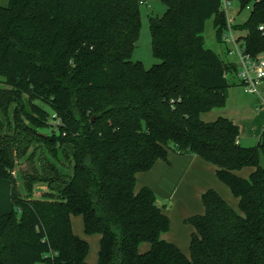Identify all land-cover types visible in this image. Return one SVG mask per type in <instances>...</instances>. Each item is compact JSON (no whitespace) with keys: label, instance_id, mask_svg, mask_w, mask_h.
Here are the masks:
<instances>
[{"label":"trees","instance_id":"obj_1","mask_svg":"<svg viewBox=\"0 0 264 264\" xmlns=\"http://www.w3.org/2000/svg\"><path fill=\"white\" fill-rule=\"evenodd\" d=\"M159 1L167 10L151 20V36L161 63L150 69L132 60L142 0L0 6V109L9 118L14 106L16 132H0V180L12 187V210L0 212V264H89L90 245L75 235L72 217L83 218L87 236H100L97 264H264V129L255 147H244L231 119L202 120L226 106L234 84L224 74L237 70L204 46L211 18L223 42V0ZM233 1L241 11L250 7L234 30L245 32L239 40L258 56L264 0ZM35 143L56 161L45 158L42 173L25 174L23 198L13 172ZM169 152L215 166L240 200L237 212L215 190L202 196L205 214L186 221L195 230L190 257L162 238L170 219L154 192H136L137 175L167 162ZM61 155L71 160L70 173L59 168ZM245 168L254 169L248 179L236 174ZM36 184L49 188L41 199Z\"/></svg>","mask_w":264,"mask_h":264},{"label":"rangeland","instance_id":"obj_2","mask_svg":"<svg viewBox=\"0 0 264 264\" xmlns=\"http://www.w3.org/2000/svg\"><path fill=\"white\" fill-rule=\"evenodd\" d=\"M143 4L140 6L141 13V30L138 42L136 44L135 50L132 54V60L134 62H141L146 69H150L153 66L160 64L161 60L154 57L152 52V36H151V23L153 19H160L166 12L167 8L164 4H162L159 0H142ZM8 4V0H0V6H6ZM250 10L245 9L241 11L240 5L238 1H231V9L229 10V19L232 20L233 29H240V25L245 23L249 18ZM234 34L237 37L245 35V32L234 30ZM204 46L207 50L213 51L216 54L221 55L225 60L233 63H237V55L234 52L235 48L231 43L226 41L220 42L217 35V29L215 28L214 18H211L206 22L205 32H204ZM3 86L0 85V88ZM42 107H45L41 104ZM13 109L14 106L11 107L9 118L4 116L3 111L0 109V122L3 123V126H0L1 136L9 135L15 136L14 133L15 126L11 125V121L13 118ZM264 117V95L262 98L248 95L245 93L244 89L239 86V84L233 85L228 90V99L226 106L222 109H215L211 113L204 114L202 116V120L210 123L216 121L220 117H225L231 119L236 125H240V137L239 140L241 145L244 147H255L258 144L259 136L255 135L254 132H248V129L252 128L256 117L259 115ZM56 116V115H55ZM53 116V118H55ZM239 123V124H238ZM54 124H60V120L56 119ZM53 127L45 129V132L51 133ZM14 130V131H13ZM43 130V129H42ZM17 131V130H16ZM18 134V131H17ZM21 134H25L21 132ZM35 152V159L30 162L28 158L32 153ZM45 158H49L53 162L56 159L50 158L47 150L41 146L39 143H35L32 145L30 153L28 156L24 158L17 159V166L14 173V178L17 182V190L19 194L25 198L29 195V192L26 188V180L24 179L25 174L32 175L34 170L39 173L43 172V167L45 166ZM61 160L58 162V166L61 169L67 170L69 173L71 172V160L64 159L61 155ZM44 160V161H43ZM264 165V164H263ZM49 192V188L46 184H36L34 186V196L36 198H43L44 194ZM5 191L0 190V199L7 201L10 206V211L12 210V203L10 197V191L5 195ZM9 211V212H10ZM7 213V212H6ZM81 217H74L75 224H77V220H79V225L82 226ZM74 224V225H75ZM77 227L75 226V231ZM83 233V231H82ZM84 237L88 241L90 245V255L88 258V263L91 264L98 257V246L99 241L98 238L100 236H86L83 233ZM163 238V236H162Z\"/></svg>","mask_w":264,"mask_h":264},{"label":"crops","instance_id":"obj_3","mask_svg":"<svg viewBox=\"0 0 264 264\" xmlns=\"http://www.w3.org/2000/svg\"><path fill=\"white\" fill-rule=\"evenodd\" d=\"M253 123V127L248 129V132L249 130L254 132L260 139L264 129V117L260 114ZM253 172V168H245L236 174L243 179H248ZM143 188H149L154 192L163 214L170 219V230L163 235V239L176 245L187 257L191 255V237L195 230L186 221L191 217L205 214L202 196L207 191L215 190L235 211L240 212V200L233 195L227 185L218 179L217 168L195 155L183 156L169 152L167 162L159 160L149 172L137 175L136 192ZM0 190L5 191V195L10 191L11 197L12 187L9 181L0 180ZM10 209L9 203L0 199V212L8 213ZM81 221L82 226L79 225V220L75 224L72 217L73 231L75 235L86 240L83 235L85 234L83 218ZM98 241L99 251L100 238ZM150 248V244H143L140 252L147 253ZM98 258L99 256L91 264H97Z\"/></svg>","mask_w":264,"mask_h":264},{"label":"built area","instance_id":"obj_4","mask_svg":"<svg viewBox=\"0 0 264 264\" xmlns=\"http://www.w3.org/2000/svg\"><path fill=\"white\" fill-rule=\"evenodd\" d=\"M143 4V1L141 2ZM222 9L226 13L227 29L223 33V42L231 43L237 55L236 71L225 72L224 78L231 84H239L245 93L262 98L264 95V52L258 56H252L246 52L240 37L235 36L232 20L229 19L231 1L223 0ZM250 10V7L247 8ZM263 30V28H260Z\"/></svg>","mask_w":264,"mask_h":264}]
</instances>
